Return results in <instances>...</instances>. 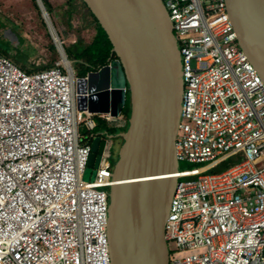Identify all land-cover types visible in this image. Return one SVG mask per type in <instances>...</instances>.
I'll return each mask as SVG.
<instances>
[{
	"label": "built area",
	"instance_id": "obj_1",
	"mask_svg": "<svg viewBox=\"0 0 264 264\" xmlns=\"http://www.w3.org/2000/svg\"><path fill=\"white\" fill-rule=\"evenodd\" d=\"M162 1L184 84L169 264H264V82L238 44L227 0ZM59 55L28 73L0 52V264H111V147L86 180L91 142L80 125L93 114L77 110V75ZM85 124L97 126L94 117Z\"/></svg>",
	"mask_w": 264,
	"mask_h": 264
},
{
	"label": "water",
	"instance_id": "obj_2",
	"mask_svg": "<svg viewBox=\"0 0 264 264\" xmlns=\"http://www.w3.org/2000/svg\"><path fill=\"white\" fill-rule=\"evenodd\" d=\"M35 2L65 58L42 0ZM82 2L111 41L116 58L76 78V108L118 118L127 103L130 106L128 128L118 136L122 145L109 188L111 264H169L165 232L178 183L176 134L184 94L182 58L171 18L162 0ZM227 3L238 44L264 82V0ZM116 136L93 133L86 180L95 178L106 144Z\"/></svg>",
	"mask_w": 264,
	"mask_h": 264
},
{
	"label": "rangeland",
	"instance_id": "obj_3",
	"mask_svg": "<svg viewBox=\"0 0 264 264\" xmlns=\"http://www.w3.org/2000/svg\"><path fill=\"white\" fill-rule=\"evenodd\" d=\"M47 1L52 6L48 14L49 18L62 46L71 50V46L78 40H83L84 44H89L92 41L95 24L79 0ZM34 4L36 5L33 0H0V22L2 23L0 25V30H2L0 32V50H7L9 58L21 62L19 64L26 69L40 70L42 67L51 65L53 61L59 59L60 55L53 44L44 20L38 14L39 9L35 8ZM52 45L54 49L51 48ZM76 63L78 62H73L72 67H76ZM74 70L77 72L76 68ZM122 116L123 127H126L125 116ZM89 117L93 116L83 113L82 122H87ZM83 131L81 124V134L84 133ZM98 131L96 130V132ZM86 138L89 140L88 136ZM109 146L112 154L118 156L119 149H117V145L115 146L114 139L109 142ZM261 165H264V157L259 160V166ZM181 168H187V165L181 164ZM220 171L222 169L215 170V172Z\"/></svg>",
	"mask_w": 264,
	"mask_h": 264
},
{
	"label": "trees",
	"instance_id": "obj_4",
	"mask_svg": "<svg viewBox=\"0 0 264 264\" xmlns=\"http://www.w3.org/2000/svg\"><path fill=\"white\" fill-rule=\"evenodd\" d=\"M35 1V0H33ZM82 4V6L88 11L90 17L92 18V21L95 24V34L93 36L92 41L89 44H84L83 40H78L76 43H74L71 47V50L68 49L67 47H64V51L66 53V56L68 59L70 60H74L76 63V67H73L74 69H77L76 75L77 77H83L86 75V73H88L89 71L92 70H97L98 68L103 67L104 65H107L109 63V60L111 58H116V54L113 52V45L111 43V41L108 40L106 33L103 31V29L100 27V25L97 23L96 19L94 18V16L90 13V11L88 10L87 6L85 5V3L82 2V0H79ZM45 9L47 11V13L49 14L50 9H52L51 4L47 1V0H42ZM36 3V2H35ZM35 8H38L37 5H35ZM39 16H41L40 12L38 13ZM69 20V18H68ZM52 49H54V46H51ZM1 51V50H0ZM1 53L9 58V52L7 50L4 49V51H1ZM10 59V58H9ZM14 64H16L18 67H20L22 70L30 73V72H34V71H38V70H30V69H26L24 66L20 65L19 62L17 60H12L10 59ZM56 61H53V63ZM53 63L49 66L46 67H42V69H46V68H50L53 66ZM74 66V65H73ZM40 69V70H42ZM94 115V119L97 122V126L95 127V129H93L92 131H89L86 124L82 123L83 129H84V133L81 134L82 136V141L86 142L92 141L93 138V133L96 132V130H99L98 132H102L108 135H117V139H119L118 141H116L117 139L114 138L115 141V146L117 145V149L120 150V147L122 145V140L121 138H119V134L122 133L123 131H125L124 129L128 128V120L130 117V106L129 103H127V106L125 107L122 115H124V119L126 122V127H123V118L118 119L116 121L110 120L109 118H107L106 116H102L99 114H93ZM123 117V116H122ZM86 136H88V139L86 138ZM119 150H118V155H119ZM114 154H112V159L113 162L115 164L116 160L118 159V156H114ZM240 160H242L241 157H238L236 159H230L229 161L223 163L222 165L219 166V168L217 169H226L228 167L233 166L234 164H236L237 162H239Z\"/></svg>",
	"mask_w": 264,
	"mask_h": 264
},
{
	"label": "bare ground",
	"instance_id": "obj_5",
	"mask_svg": "<svg viewBox=\"0 0 264 264\" xmlns=\"http://www.w3.org/2000/svg\"><path fill=\"white\" fill-rule=\"evenodd\" d=\"M51 31H52V33L54 34V38L55 39H57V37L55 36V30L51 27ZM58 52H60L62 55H63V51L61 50V48L59 49V51ZM63 57H64V55H63ZM262 157H264V156H262ZM261 157V158H262ZM262 166H264V165H261L260 167H262Z\"/></svg>",
	"mask_w": 264,
	"mask_h": 264
},
{
	"label": "crops",
	"instance_id": "obj_6",
	"mask_svg": "<svg viewBox=\"0 0 264 264\" xmlns=\"http://www.w3.org/2000/svg\"><path fill=\"white\" fill-rule=\"evenodd\" d=\"M2 23L0 22V25H1ZM2 30H0V32H1ZM19 62V61H18ZM20 64H21V62H19ZM93 117H94V115H93ZM122 119V118H121Z\"/></svg>",
	"mask_w": 264,
	"mask_h": 264
},
{
	"label": "clouds",
	"instance_id": "obj_7",
	"mask_svg": "<svg viewBox=\"0 0 264 264\" xmlns=\"http://www.w3.org/2000/svg\"><path fill=\"white\" fill-rule=\"evenodd\" d=\"M58 36V35H57ZM60 40V39H59ZM62 44V43H61ZM66 54V53H65Z\"/></svg>",
	"mask_w": 264,
	"mask_h": 264
}]
</instances>
